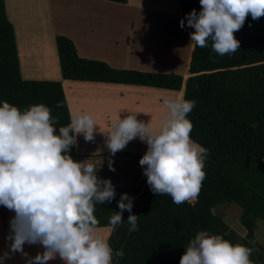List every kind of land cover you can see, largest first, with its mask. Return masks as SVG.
<instances>
[{
	"label": "clouds",
	"instance_id": "1",
	"mask_svg": "<svg viewBox=\"0 0 264 264\" xmlns=\"http://www.w3.org/2000/svg\"><path fill=\"white\" fill-rule=\"evenodd\" d=\"M201 10L193 9L180 21L194 31L189 34L192 48H206L220 56L240 48L234 33L241 30L249 15L253 20L264 16V0H199ZM214 62V57L210 56ZM167 109L157 128L152 122L128 114L118 115L106 135V147L114 156L129 142L139 138L147 145L140 158L150 190L168 195L180 205L198 199L206 178L204 171L208 149L191 139L194 127L188 114L196 106L183 94L165 96ZM57 108L62 107L57 102ZM57 119L44 104L21 110L7 101L0 103V205L13 211L10 220L9 251L0 256V264L10 253L24 252V245L39 244L42 253L28 257L26 264H48L59 257L64 264H113L123 250L113 251L98 231L94 215L97 203H111L115 186L110 178H98L90 159L75 161L69 154L82 134L94 141L97 124L88 112L71 115L70 122L57 134ZM109 168L115 171L111 159ZM127 201V203H125ZM119 212L109 217L113 230L124 223L127 210L129 233L139 231V216L131 214L133 198L122 193ZM213 215L215 210L210 209ZM253 248L233 244L221 235L198 231L185 247L180 264H253Z\"/></svg>",
	"mask_w": 264,
	"mask_h": 264
},
{
	"label": "trees",
	"instance_id": "2",
	"mask_svg": "<svg viewBox=\"0 0 264 264\" xmlns=\"http://www.w3.org/2000/svg\"><path fill=\"white\" fill-rule=\"evenodd\" d=\"M178 2L184 18L193 9L201 10L199 0ZM234 35L240 48L231 55L216 54L210 43L206 48L191 47L184 75L116 69L102 61L81 58L71 39L56 37L63 80L143 86L195 100L196 106L188 114L194 125L191 139L209 150L206 178L192 203L176 205L170 196L154 194L146 181L127 190L115 186L111 203L96 204L94 215L99 222L120 211L117 202L127 193L133 198L131 214L139 216V231L129 233L127 210L123 212L124 223L111 229L109 245L114 252H124L122 258H113V264H180L185 247L198 231L251 247L253 264H264V247L255 235L264 222V16L253 20L249 15ZM4 101L21 110L33 104L48 106L57 119V134L59 127L70 122L61 81L22 77L15 27L5 0H0V103ZM57 102L62 107L57 108ZM69 154L76 156V145ZM225 203L241 208L239 221L247 230L245 237L210 211ZM102 222L98 228L111 227L109 221Z\"/></svg>",
	"mask_w": 264,
	"mask_h": 264
},
{
	"label": "crops",
	"instance_id": "3",
	"mask_svg": "<svg viewBox=\"0 0 264 264\" xmlns=\"http://www.w3.org/2000/svg\"><path fill=\"white\" fill-rule=\"evenodd\" d=\"M106 1L108 0H88L83 2L84 12L81 15L87 14L89 18H92V16L98 17L96 19L99 23L93 28V31L86 32L82 35L65 34V36L69 37V39L74 42L79 56L84 59L94 57L96 60L105 62L116 69H135L146 72V70H149L147 68H154L155 64L152 54H147L135 48H131L133 43L129 35L133 30L129 23L131 14L127 9L130 7L139 8L137 6H132L135 4L133 1H127L123 3V5L122 3H118V7L123 9V11L119 13L120 17L118 19L122 20L123 23L104 24L103 20L100 19L101 13H96L95 8L105 6L106 4H104V2ZM138 5L144 7L143 10H146L147 8L145 7H148L146 3ZM157 10L161 11L160 8H157ZM162 10H166L167 13L173 12L169 9ZM90 11L92 12L89 13ZM7 13L9 19L12 21L8 7ZM176 14H179V11H177ZM179 15H181V13ZM85 20L86 21L82 22L81 27H84L89 19ZM48 23L49 25L46 33L41 34L37 32L36 37H27V40L21 42L15 30L20 72L22 77L26 80L63 81L62 85L65 87L63 88L71 115L76 114L75 109L78 108L80 112H88L94 117L97 124L94 141H85L82 134L78 135L83 140L79 150L80 153L76 151V156L72 158L75 161L90 159L99 162L104 158L119 156L132 157V155L125 153H132V149L128 147V144L120 151L122 153L117 152L112 156L107 147L99 143L106 141L105 133L111 130L112 122L116 120L118 115L123 119L128 114H137V119L146 123L151 121L153 128H157L162 117L167 112V109L162 103V98L165 96H177L176 94L178 93H172V91L166 92L167 90L143 86L63 80L56 47V37L59 35L52 33V17L48 19ZM34 24L37 26L43 25L44 27L42 19L34 20ZM121 36H127L128 41ZM121 40H123V42ZM128 64H131L130 67H127ZM71 92H76V94L74 95ZM85 94L86 96H84ZM90 94H93V96L89 97ZM94 94L96 95L95 97ZM74 99L76 100L75 109L73 108ZM97 142L101 147L97 146ZM76 147H78L77 144ZM14 215L15 213L13 211L0 205V256H3L5 252L9 251L11 241L6 238L9 236L10 220ZM240 224H238L236 231H238L237 233H239L241 237H245V235H247V230L243 226H240ZM108 228L111 231L112 228ZM255 235L257 241L264 247V222L260 223ZM43 251V247L39 244L30 245L25 243L24 252L27 253L28 256L26 257L20 252L14 254L10 253L9 258L4 261V264H26L28 257H34L37 253H42ZM48 264H64V262L57 257L49 261Z\"/></svg>",
	"mask_w": 264,
	"mask_h": 264
},
{
	"label": "rangeland",
	"instance_id": "4",
	"mask_svg": "<svg viewBox=\"0 0 264 264\" xmlns=\"http://www.w3.org/2000/svg\"><path fill=\"white\" fill-rule=\"evenodd\" d=\"M86 1L88 0H5L20 42L27 40V37H36L37 32L41 34L46 33L49 25L48 19L50 17H52V33L55 35L65 36L67 33L82 35L86 32L93 31V28L99 23L96 19L98 17L92 16V18H89L87 14L81 15L84 12L83 2ZM127 1H133L135 4L132 6H137L139 8L130 7L127 9L131 14L129 23L133 30L129 35L133 43L131 48H135L147 54H152L154 58L155 67L147 68L149 70H146V72L184 75L191 50V46H189V34L193 32L194 29L187 26L186 20L185 27L183 29L180 27V21L184 19V17L179 15L181 10L178 0ZM141 3H146L148 5V7H145L147 8L146 10H143L144 7L138 5ZM104 4L106 5L103 7L95 8L96 13H101L100 19L103 20V23H123L122 20L118 19L120 17L119 13L123 11L122 8L118 7L119 4L109 1L104 2ZM154 7L160 8L161 11ZM162 9H169L173 12L167 13L166 10ZM177 11H179V14H176ZM91 12L92 11L89 13ZM39 19H42L44 27L43 25L37 26L34 24V20ZM85 19L89 20L84 27H81L82 22L86 21ZM121 37L123 39L126 38V41H128L127 36ZM121 41L123 42V40ZM87 59L96 60L94 57ZM130 65L131 64H128L127 67H130ZM71 93L74 95L76 94V92ZM172 93L174 92L172 91ZM176 95L180 94L178 93ZM84 96H86V94ZM91 96H93V94H90L89 97ZM95 96L94 94V97ZM73 108H76L75 99ZM75 111L76 113L80 112L78 108L75 109ZM82 141V138L78 136L77 153H80L79 150ZM99 143L106 146L104 141ZM99 143L97 142V146H100ZM128 147L132 149V153H125L132 155V157L119 156L104 158L99 162L91 160L98 169V178H110L114 186L121 187L125 190L141 186L146 182L147 177L143 174V167L139 164L141 157H138L143 156L147 151L146 143L136 138L128 143ZM118 152L122 153L120 151ZM110 159L115 171L109 168ZM215 214L219 216L224 223L230 225L231 229L236 231L238 224H240L239 216L241 214V208L238 205L221 204L216 207ZM111 215H113V213L103 217L99 222L102 224L103 220L109 221ZM240 226L242 225L240 224ZM98 231L108 241L111 233L109 228L99 227Z\"/></svg>",
	"mask_w": 264,
	"mask_h": 264
}]
</instances>
